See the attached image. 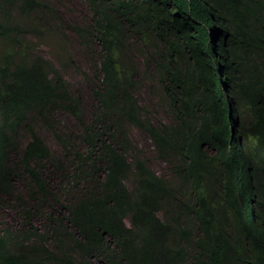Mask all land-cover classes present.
<instances>
[{"label": "trees", "instance_id": "1", "mask_svg": "<svg viewBox=\"0 0 264 264\" xmlns=\"http://www.w3.org/2000/svg\"><path fill=\"white\" fill-rule=\"evenodd\" d=\"M85 1L91 21L74 31L101 48L90 121L59 64L37 52L50 37L61 66H75L68 35L44 20L55 10L0 0V203L19 202L25 222L0 221V264H264V0ZM145 76L170 122L138 101ZM61 112L77 133L57 130ZM41 124L70 168L68 198L42 214L44 227L34 211L52 189L39 169L57 160ZM132 127L168 176L149 167Z\"/></svg>", "mask_w": 264, "mask_h": 264}, {"label": "rangeland", "instance_id": "2", "mask_svg": "<svg viewBox=\"0 0 264 264\" xmlns=\"http://www.w3.org/2000/svg\"><path fill=\"white\" fill-rule=\"evenodd\" d=\"M43 2L55 10V13L45 16L44 20L51 22L55 28L60 29V31L68 35L67 46L69 53L72 54L75 66L72 64H69L68 67L61 66L59 60L66 62L67 57L62 55L63 53L59 51V48L52 45V38L50 37L44 38L37 43V52L45 58L59 64L64 72L65 78L70 82L73 91L82 99L84 116L87 121H90L95 108L93 92L99 81L95 71V65L100 57L101 48L93 39L83 43L74 31V27L87 26L91 21V12L85 0H43ZM54 35H56V38L63 39L61 36L62 33L57 30ZM157 90L156 83L153 79L145 76L144 79H142L141 88L137 92L138 101L149 110L154 121L158 123L170 122L172 117L160 103ZM57 117L59 120L56 124L57 130L62 132L68 131V133L69 131L78 132L79 125L72 115L61 112ZM247 124L248 116L243 119L242 126L245 127ZM36 126L38 133L52 150L57 160V166L59 165L60 167L59 169L57 166H48L45 170L39 169L46 177L52 189V198H50L49 203L45 204L47 208L34 211V221L36 225L40 227L43 225L44 227L42 214L50 212L51 208L54 207L55 210L62 209L60 208V203H64V200L68 198L67 190L69 187L62 186L61 184L63 182L62 176L66 174L70 168L67 158L65 157V152L54 133L42 124ZM129 134L134 146L139 149L147 159L149 167L161 176H168V165L157 157L149 136L135 127L130 128ZM29 137L30 135L25 133L23 136V143H25ZM77 146L80 147L81 145L77 142ZM58 160L60 161L59 164ZM27 184H29L27 177L17 181L19 195L28 199L30 196V185L28 186ZM56 199H59V201L57 202ZM19 205V202L7 199L0 203V221L7 223L15 231L23 229L25 223L24 218L19 213ZM37 212L39 213L38 215L36 214Z\"/></svg>", "mask_w": 264, "mask_h": 264}, {"label": "water", "instance_id": "3", "mask_svg": "<svg viewBox=\"0 0 264 264\" xmlns=\"http://www.w3.org/2000/svg\"><path fill=\"white\" fill-rule=\"evenodd\" d=\"M224 87H225V86H224V84H223V88H224ZM230 119H232V107H231V105H230ZM238 125H239V120H238L237 123H233V124L231 125L232 137H234V136L236 135V129H237Z\"/></svg>", "mask_w": 264, "mask_h": 264}]
</instances>
